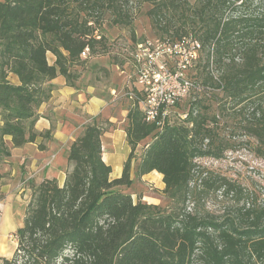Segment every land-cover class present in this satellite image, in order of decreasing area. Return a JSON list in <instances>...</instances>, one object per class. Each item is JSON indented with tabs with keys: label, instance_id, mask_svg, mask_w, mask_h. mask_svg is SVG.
Returning a JSON list of instances; mask_svg holds the SVG:
<instances>
[{
	"label": "trees",
	"instance_id": "trees-1",
	"mask_svg": "<svg viewBox=\"0 0 264 264\" xmlns=\"http://www.w3.org/2000/svg\"><path fill=\"white\" fill-rule=\"evenodd\" d=\"M143 1L160 38L200 43L206 65L219 75L210 86L202 83L211 88L201 93L210 107L199 113L202 102L195 101L184 119L159 129L131 101L130 153L115 179L102 160L104 130L85 127L68 148L72 170L63 185L55 179L31 185L17 247L0 264H264V195L258 207L222 221L186 211L195 160L219 159L228 149L215 139L220 122L219 115H208L213 106L229 117L247 111L245 135L264 160V0ZM107 14L114 26L130 24L119 0H0V158L10 156V147L49 136L34 126L51 97L50 82L61 76L73 86L70 68L86 60L81 53L88 49L90 57L104 49L99 28ZM146 139L135 173L162 176L169 209L134 203L117 190L132 185V155Z\"/></svg>",
	"mask_w": 264,
	"mask_h": 264
},
{
	"label": "rangeland",
	"instance_id": "rangeland-1",
	"mask_svg": "<svg viewBox=\"0 0 264 264\" xmlns=\"http://www.w3.org/2000/svg\"><path fill=\"white\" fill-rule=\"evenodd\" d=\"M119 6L127 13L130 20L129 26L112 25L113 16L107 14L99 28V33L104 35L106 41L104 49L99 50L95 55L86 57L83 63L73 65L70 71L76 77L72 81V87L84 88V90L92 88V94L102 98L106 103L103 107L99 106L90 116L86 113L81 115L82 119L77 121L79 129L74 135L73 141L82 134L85 127L95 124L104 130L101 137V150L102 145L105 147L106 142H113V145L118 146V149L115 150L110 147L111 162L113 165L122 163L123 167L130 153L125 130L127 127L126 114L131 101L122 96L125 87L132 84L129 79L130 75H133L130 60H128L129 53L137 42L160 38V35L147 15V11L150 9L147 2L143 0H119ZM47 60L49 64H52L53 55L47 53ZM187 74L200 83L207 82L209 86L219 77L212 64L206 65L204 55L201 52L197 60L189 67ZM10 81L12 83L17 82L14 77H11ZM129 81L130 83H128ZM112 91L118 93L116 97L113 96L114 92ZM195 101L202 102L199 109L196 110L199 113L204 111V107L210 105L201 95L191 94L183 99L178 108L171 114V121L178 123L184 119L191 108L190 104ZM213 113L219 115L217 119L220 122L215 133V139L224 143L228 149L223 152L219 159L203 157L195 160L197 167L190 184L186 211L198 217H209L222 221L227 217L236 218L246 210L256 208L262 203L264 160L256 156L254 151L255 140L245 135L243 119L244 117L247 119V111L238 112L234 110L229 117L227 116L229 112L221 114L217 107L213 106L208 115L211 116ZM149 141L150 139H146L141 142L132 155L130 171L132 185L128 188L118 187L117 190L130 194L134 203L140 199L147 204L159 205L163 209H169L170 203L162 193L164 188L162 176H159V173L155 171L146 177H138L135 173ZM8 146L10 147V145ZM40 146L42 145L40 144L38 147ZM126 146L129 149L127 155L125 153ZM64 158V165H68V171H64L66 177V174L72 170V165L67 162V156ZM223 183H229L231 189L226 191ZM27 204L10 207L14 228L6 235L4 243L8 254L0 257L7 259L12 257L17 247L16 232L23 225ZM1 217L2 210L0 207V220Z\"/></svg>",
	"mask_w": 264,
	"mask_h": 264
},
{
	"label": "crops",
	"instance_id": "crops-1",
	"mask_svg": "<svg viewBox=\"0 0 264 264\" xmlns=\"http://www.w3.org/2000/svg\"><path fill=\"white\" fill-rule=\"evenodd\" d=\"M50 84L51 97L39 107V118L34 126L37 133L49 131V136L45 139L38 136L33 143L20 148L10 147V156L0 158V191L3 194L0 202V256L8 254L4 243L6 235L14 228L10 207L29 202L30 185L39 184L45 179H55L59 186L63 185L64 171L68 168L67 164L64 165V157L79 129L77 121L82 119V114L90 116L99 106L106 104L102 98L92 94V88H74L61 76ZM4 141L10 145V138L5 137ZM40 144L42 146L38 147ZM110 147L118 149L113 142H106L105 147L102 145V160L112 169L109 177L115 179L121 175L122 163L112 164ZM125 153H129L127 146Z\"/></svg>",
	"mask_w": 264,
	"mask_h": 264
},
{
	"label": "built area",
	"instance_id": "built-area-1",
	"mask_svg": "<svg viewBox=\"0 0 264 264\" xmlns=\"http://www.w3.org/2000/svg\"><path fill=\"white\" fill-rule=\"evenodd\" d=\"M200 51V43L191 38H151L135 44L128 57L132 84L125 87L123 98L137 104L145 122L159 129L166 123L173 124L170 117L177 104L191 94L201 95L211 89L187 74ZM88 54L85 49L81 57ZM112 92L116 97L118 93Z\"/></svg>",
	"mask_w": 264,
	"mask_h": 264
},
{
	"label": "bare ground",
	"instance_id": "bare-ground-1",
	"mask_svg": "<svg viewBox=\"0 0 264 264\" xmlns=\"http://www.w3.org/2000/svg\"><path fill=\"white\" fill-rule=\"evenodd\" d=\"M159 176H160V174H159Z\"/></svg>",
	"mask_w": 264,
	"mask_h": 264
}]
</instances>
